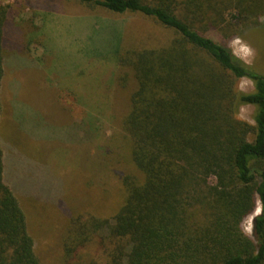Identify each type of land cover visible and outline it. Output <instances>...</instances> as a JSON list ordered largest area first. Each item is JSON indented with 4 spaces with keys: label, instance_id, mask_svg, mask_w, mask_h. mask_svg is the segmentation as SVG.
I'll return each mask as SVG.
<instances>
[{
    "label": "trees",
    "instance_id": "trees-1",
    "mask_svg": "<svg viewBox=\"0 0 264 264\" xmlns=\"http://www.w3.org/2000/svg\"><path fill=\"white\" fill-rule=\"evenodd\" d=\"M77 1L112 15L143 14L170 36L128 48L124 27L103 30L117 40L107 54L136 80L123 119L129 136L124 200L111 218L72 214L66 259L100 237L105 255L90 264H264V72L199 28L206 21L223 26L229 13L253 17L264 0ZM8 13L0 5V92ZM244 77L253 91L239 89ZM245 104L256 107L254 125L239 118ZM2 113L0 96V120ZM7 164L0 139V264H41L6 182ZM258 201L249 236L242 223Z\"/></svg>",
    "mask_w": 264,
    "mask_h": 264
},
{
    "label": "rangeland",
    "instance_id": "rangeland-1",
    "mask_svg": "<svg viewBox=\"0 0 264 264\" xmlns=\"http://www.w3.org/2000/svg\"><path fill=\"white\" fill-rule=\"evenodd\" d=\"M0 5L9 7L0 92L6 182L25 213L41 264H90L105 255L100 237L66 259V231L72 214L111 218L124 200L129 136L123 119L136 88L134 72L119 69L116 57L107 54L117 40L103 30L116 26L119 33L124 27L128 48L156 44L170 34L165 37L158 22L143 14L112 15L77 0H0ZM227 18L223 26L206 21L199 28L227 46L242 37L256 50L252 66L264 72V10L255 9L247 19L231 13ZM238 87L251 92L254 83L244 77ZM255 114L256 107L245 104L239 118L254 125ZM260 212L258 201L242 223L249 236Z\"/></svg>",
    "mask_w": 264,
    "mask_h": 264
},
{
    "label": "clouds",
    "instance_id": "clouds-1",
    "mask_svg": "<svg viewBox=\"0 0 264 264\" xmlns=\"http://www.w3.org/2000/svg\"><path fill=\"white\" fill-rule=\"evenodd\" d=\"M231 55L242 63L251 66L257 55L256 50L251 47L242 37H234L228 44ZM251 220L248 222L247 232L251 233Z\"/></svg>",
    "mask_w": 264,
    "mask_h": 264
},
{
    "label": "crops",
    "instance_id": "crops-1",
    "mask_svg": "<svg viewBox=\"0 0 264 264\" xmlns=\"http://www.w3.org/2000/svg\"><path fill=\"white\" fill-rule=\"evenodd\" d=\"M4 151H5V149H4ZM5 156H6V153H5ZM5 164H6V161H5Z\"/></svg>",
    "mask_w": 264,
    "mask_h": 264
}]
</instances>
